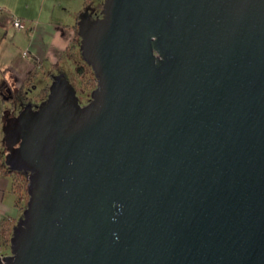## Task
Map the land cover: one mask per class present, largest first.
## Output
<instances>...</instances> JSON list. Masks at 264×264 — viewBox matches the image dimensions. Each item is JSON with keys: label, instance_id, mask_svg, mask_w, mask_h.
<instances>
[{"label": "water", "instance_id": "1", "mask_svg": "<svg viewBox=\"0 0 264 264\" xmlns=\"http://www.w3.org/2000/svg\"><path fill=\"white\" fill-rule=\"evenodd\" d=\"M77 34L90 100L58 70L4 117L0 264H264V0H103Z\"/></svg>", "mask_w": 264, "mask_h": 264}, {"label": "crops", "instance_id": "2", "mask_svg": "<svg viewBox=\"0 0 264 264\" xmlns=\"http://www.w3.org/2000/svg\"><path fill=\"white\" fill-rule=\"evenodd\" d=\"M82 4L83 0H0V104L7 100L11 104L1 114L2 125L4 117L14 113L12 104L19 86L23 85L27 95L36 76L52 79L50 73L70 61ZM13 18L24 20V27L15 29ZM1 150L4 162L6 148ZM12 181L9 172L0 171V221L14 217L15 224L22 208Z\"/></svg>", "mask_w": 264, "mask_h": 264}, {"label": "rangeland", "instance_id": "3", "mask_svg": "<svg viewBox=\"0 0 264 264\" xmlns=\"http://www.w3.org/2000/svg\"><path fill=\"white\" fill-rule=\"evenodd\" d=\"M84 3V0H83ZM103 0H88V6L92 10V16H99L100 10L102 7ZM84 5V4H82ZM85 6H81V12L84 9ZM72 57H70L69 62H63L61 65L56 68L54 73H56L58 70H60L64 77L73 84L75 88V92L78 96V101L80 104L87 103L91 98V91L95 88L96 83L93 82L92 77H95L94 72L92 71L91 67L83 60L81 56V51L79 49V44L76 45L73 50L71 51ZM82 67V72H77V67ZM96 79V78H95ZM51 79H45L42 76H36L33 80V85L28 93L27 97L23 100L20 98V95L18 92H16L13 99V112L16 113L18 110L26 103H29L32 107H35L37 104H39L42 100L46 98L43 97V93L40 91L41 88L46 84L50 83ZM43 98V99H42ZM9 106H11L10 102L7 100L4 102V105L2 106L0 104V146H1V152H3L5 146L3 141V131H2V123H1V114L4 109H7ZM22 174L27 179V183L20 191V198H18L19 206L21 205L23 207L26 206V201L28 198L27 193V184H28V172L22 171ZM19 183L22 182V176H18ZM26 188V190H25ZM21 208V207H20ZM23 210V208H22ZM9 246V245H8ZM1 254H5L9 252V248L2 246L0 249Z\"/></svg>", "mask_w": 264, "mask_h": 264}, {"label": "trees", "instance_id": "4", "mask_svg": "<svg viewBox=\"0 0 264 264\" xmlns=\"http://www.w3.org/2000/svg\"><path fill=\"white\" fill-rule=\"evenodd\" d=\"M84 6L87 7L88 6V0H84ZM75 33H74V37H73V40H72V45H71V48L70 50L72 51L73 50V47H75L76 45L79 44L80 42V38L77 34V26H75V29H74ZM69 56L72 57V54L71 52L69 53ZM77 72H82V67L81 66H78L77 68ZM93 79V82L96 83V79L95 77H92ZM48 83H46L42 88H41V92L44 94L43 97H45L48 93ZM18 93L20 95V98L21 99H25L27 96H26V92H25V89L23 88V85L19 86L18 88ZM43 99V98H42ZM0 171L1 172H9L12 176V183H13V190L16 192L17 194V201H18V198H20V191L22 190V188L25 186V184L27 183V179L26 177L23 176L22 174V170H15V169H11L9 166H7L1 159L0 157ZM22 176V182L19 183V178L18 176ZM26 190V188H25ZM21 208H24V205L23 207L20 205ZM15 222V218L14 217H9V218H2L1 221H0V243L2 246H5L7 248H9V238L11 236V231H12V226Z\"/></svg>", "mask_w": 264, "mask_h": 264}, {"label": "built area", "instance_id": "5", "mask_svg": "<svg viewBox=\"0 0 264 264\" xmlns=\"http://www.w3.org/2000/svg\"><path fill=\"white\" fill-rule=\"evenodd\" d=\"M12 24H13L15 29H22L25 25V22H24V20H22L20 18H13Z\"/></svg>", "mask_w": 264, "mask_h": 264}]
</instances>
